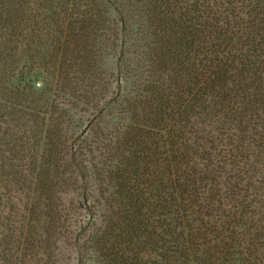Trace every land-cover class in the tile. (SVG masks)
Wrapping results in <instances>:
<instances>
[{"label": "trees", "instance_id": "obj_1", "mask_svg": "<svg viewBox=\"0 0 264 264\" xmlns=\"http://www.w3.org/2000/svg\"><path fill=\"white\" fill-rule=\"evenodd\" d=\"M136 2L148 24L149 79L109 139L112 167L93 166L113 206L91 235L95 248L104 264H264V0ZM101 5L0 0V121L18 114L47 134L61 124L48 91L92 87ZM0 133L11 151L32 138ZM83 142L80 134L65 146L82 185ZM19 167L10 175L23 181Z\"/></svg>", "mask_w": 264, "mask_h": 264}, {"label": "rangeland", "instance_id": "obj_2", "mask_svg": "<svg viewBox=\"0 0 264 264\" xmlns=\"http://www.w3.org/2000/svg\"><path fill=\"white\" fill-rule=\"evenodd\" d=\"M100 2L103 28L90 40L96 50L92 87L78 83L66 91H48V103L54 101L61 124L50 127L47 134L26 123L25 117L15 121L18 114L11 120L4 115L7 123L0 121V132L32 136L26 149L11 151L13 147L5 140L0 144V176L7 175L5 181L0 179V264L105 263L91 235L103 228L104 217L113 207L112 189L104 193L105 186L94 180L92 170L102 162L112 167L108 152L114 147L109 139L122 134L129 122L127 100L138 95L149 74L143 38L148 31L145 12L137 8L136 0ZM33 80L39 91L42 78ZM54 133L58 155L48 137ZM80 134L84 139L80 157L86 167L83 185L73 182L76 173L71 172L66 148L68 139ZM15 164L21 166L18 169L24 182L10 175ZM40 175L45 178L43 190ZM48 204L54 212L47 216H43L45 210L41 214L23 210V206L42 208Z\"/></svg>", "mask_w": 264, "mask_h": 264}]
</instances>
